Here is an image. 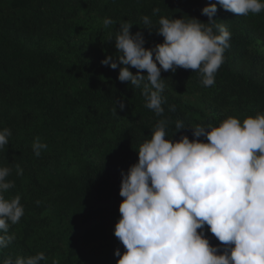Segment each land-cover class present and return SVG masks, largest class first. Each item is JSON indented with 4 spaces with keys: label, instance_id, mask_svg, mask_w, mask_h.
<instances>
[{
    "label": "trees",
    "instance_id": "1",
    "mask_svg": "<svg viewBox=\"0 0 264 264\" xmlns=\"http://www.w3.org/2000/svg\"><path fill=\"white\" fill-rule=\"evenodd\" d=\"M209 3H217L216 23L231 32L215 84L203 86L191 69L162 70L166 102L157 116L141 89L118 79L122 65L101 61L117 51L120 22L133 24L131 31L152 47L164 38L143 25L144 16L153 26L161 16L207 22L202 9ZM105 18L113 21L107 29ZM119 100L125 108L114 113ZM258 112H264V11L237 16L218 0H0V129L12 132L0 166L12 168L6 198L19 195L25 209L10 227L15 239L0 252V264L5 255L39 252L46 257L41 264H117L116 249L125 251L114 234L124 199L121 173L138 162L137 149L156 123L168 120V137L194 139L193 126ZM177 120L185 127L175 132ZM36 138L47 145L39 157ZM205 235L220 244L210 230Z\"/></svg>",
    "mask_w": 264,
    "mask_h": 264
},
{
    "label": "clouds",
    "instance_id": "2",
    "mask_svg": "<svg viewBox=\"0 0 264 264\" xmlns=\"http://www.w3.org/2000/svg\"><path fill=\"white\" fill-rule=\"evenodd\" d=\"M218 3L237 16L264 11V0ZM217 11V3H209L202 9L207 22L191 16H161L156 26L144 16L143 25L149 30L156 27L164 38L152 47H145L142 32L131 31L133 24L120 22L114 38L117 51L101 63L112 69L122 65L118 79L141 89L145 106L162 116L166 102L162 70L191 69L199 73L203 86L215 84L231 39L227 27L214 19ZM112 24L110 18L103 21L106 29ZM117 106L122 110L125 103L117 101L114 113ZM168 123L167 119L156 123L151 138L137 149L138 162L122 170L124 199L114 234L125 251L121 255L116 249L117 264H264V112L243 121L228 116L218 126L211 122L193 126L194 139L187 134L168 137ZM184 127L182 121L175 122V132ZM11 135L10 128L0 129V149L9 144ZM32 148L39 157L47 145L36 138ZM15 168L17 175L23 174L19 164ZM11 173L12 168L0 166V252L15 239L10 227L25 212L19 195L5 196L14 187V181L7 179ZM206 230L219 245L210 244ZM41 261H46L43 252L5 255L2 264Z\"/></svg>",
    "mask_w": 264,
    "mask_h": 264
}]
</instances>
